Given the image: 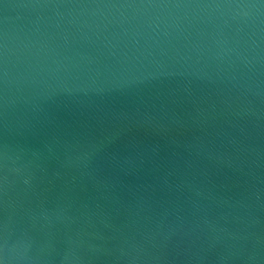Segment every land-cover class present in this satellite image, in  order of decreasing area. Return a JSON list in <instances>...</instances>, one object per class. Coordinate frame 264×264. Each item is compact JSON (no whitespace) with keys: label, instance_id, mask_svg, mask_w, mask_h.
<instances>
[{"label":"water","instance_id":"obj_1","mask_svg":"<svg viewBox=\"0 0 264 264\" xmlns=\"http://www.w3.org/2000/svg\"><path fill=\"white\" fill-rule=\"evenodd\" d=\"M0 256L264 264V0H0Z\"/></svg>","mask_w":264,"mask_h":264},{"label":"clouds","instance_id":"obj_2","mask_svg":"<svg viewBox=\"0 0 264 264\" xmlns=\"http://www.w3.org/2000/svg\"><path fill=\"white\" fill-rule=\"evenodd\" d=\"M0 264H8L7 258L5 256H0Z\"/></svg>","mask_w":264,"mask_h":264}]
</instances>
